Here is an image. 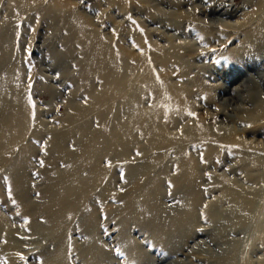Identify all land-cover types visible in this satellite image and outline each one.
Here are the masks:
<instances>
[{"label":"rangeland","instance_id":"obj_1","mask_svg":"<svg viewBox=\"0 0 264 264\" xmlns=\"http://www.w3.org/2000/svg\"><path fill=\"white\" fill-rule=\"evenodd\" d=\"M262 3L0 0V264H264Z\"/></svg>","mask_w":264,"mask_h":264},{"label":"bare ground","instance_id":"obj_2","mask_svg":"<svg viewBox=\"0 0 264 264\" xmlns=\"http://www.w3.org/2000/svg\"><path fill=\"white\" fill-rule=\"evenodd\" d=\"M262 4H264V3H262ZM259 5H261V4H259ZM264 6V5H263ZM262 10V9H261ZM260 12V11H259ZM263 12V11H262ZM226 13V12H225ZM259 18V17H258ZM260 19V18H259ZM264 19V18H263ZM256 21H257V19H256ZM260 21V20H259ZM261 22H262V20H261ZM264 23V22H263ZM262 24V23H261ZM264 29V28H263ZM263 29H262V32H263ZM261 32V31H260ZM264 33V32H263ZM263 33H260V35H261V37L263 36L264 37V34ZM259 33H257V37L259 36L258 35ZM263 34V35H262ZM262 37V38H263ZM264 69V68H263ZM262 73V72H261ZM145 73L143 74V75H139L138 76V78H139V80H140V82H144L143 80H146V78H145ZM130 78H132V76L130 77ZM136 80V79H135ZM131 83H133L134 82V85L136 86V83H135V81L133 80V78H132V81H130ZM149 86V85H148ZM171 89V91H172V88H170ZM154 90V89H153ZM157 90H160V88L158 87L157 88ZM155 91V90H154ZM160 91H163L162 89L160 90ZM178 91V90H177ZM176 91V92H177ZM179 92V91H178ZM165 97H167L168 95H164ZM169 97V96H168ZM168 109V108H167ZM169 109H172V107H169ZM81 111V110H80ZM78 112H79V110H78ZM160 114H163V108H155L154 109V113H152V119H156L157 117V115H160ZM23 115L24 114H21L20 116L21 117H23ZM141 115L143 116V114L141 113ZM143 117H145V116H143ZM145 118H147V117H145ZM147 119H149V118H147ZM151 119V118H150ZM151 119V120H152ZM148 121V120H147ZM170 122V121H169ZM166 126V125H165ZM161 130V129H160ZM162 131V130H161ZM161 131H160V133H161ZM197 134L198 133H192V132H186L185 133V136H184V138L182 139V141L184 142V141H188L189 139H192V138H195V137H197ZM170 139V142L171 143H174L175 141H171V137L169 138ZM175 140V139H174ZM177 140V139H176ZM169 142V143H170ZM247 154V153H246ZM258 158H256V160H255V162H253L252 164H258V165H262L263 166V168H264V159H260L259 158V160H257ZM183 168H186V171H189L191 168H190V166L189 165H187V164H185L184 165V167ZM182 168V169H183ZM190 168V169H189ZM193 168V167H192ZM182 169H181V171H182ZM194 169V168H193ZM262 171L260 172V175H264V170L263 169H261ZM185 171V172H186ZM192 171V170H191ZM195 171V170H194ZM182 172H184V171H182ZM227 190V189H226ZM241 191V192H240ZM239 193H242V190H239ZM247 195H250L251 196V198H249V200H247V201H244V206H246V207H253V210H254V206L256 205V203H258L259 204V206H264V203H263V200L264 199H260L259 197L260 196H258L255 192H247ZM260 199V200H259ZM252 211V210H251ZM260 212H264V208H262V209H260ZM180 214V213H179ZM192 215V214H191ZM179 216H184V215H179ZM186 216V215H185ZM188 217V216H187ZM251 218H253V217H251ZM181 219V218H180ZM183 220H184V218H183ZM256 220H257V218H256ZM259 220V219H258ZM179 221V220H178ZM186 221V220H185ZM179 223H180V221H179ZM183 223V222H182ZM183 225H184V223H183ZM186 225V224H185ZM196 225H197V223H196ZM178 227H176L175 229H173L174 227H172V229L171 230H166V232H165V234L166 233H168V232H171L172 230L173 231H175L176 233L177 232H183L184 234H185V232L183 231V228H180L179 227V225H177ZM186 228V227H185ZM187 229V228H186ZM185 229V230H186ZM189 230L190 229H188V231H187V233H186V235H187V238H185L186 236H184V238H182L183 236V233L182 234H180L182 237H180V236H175L174 238L177 240H175L174 238V241H173V239L171 240L173 243H177V242H179L177 245L179 246V247H183L184 245H185V243L187 242V240H188V238L190 237V236H193V235H195V234H197L196 232H197V230H195V231H193V233H190V235H188V232H189ZM168 231V232H167ZM191 231V230H190ZM175 233V234H176ZM164 234V235H165ZM170 234V233H169ZM172 235H173V233H172ZM167 238H170V237H167ZM170 242V241H169ZM172 245V244H171ZM177 246V247H178ZM187 264V263H186Z\"/></svg>","mask_w":264,"mask_h":264}]
</instances>
